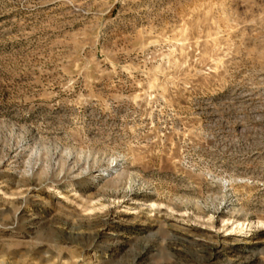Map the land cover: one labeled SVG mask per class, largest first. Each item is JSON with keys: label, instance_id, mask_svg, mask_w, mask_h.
Listing matches in <instances>:
<instances>
[{"label": "rangeland", "instance_id": "obj_1", "mask_svg": "<svg viewBox=\"0 0 264 264\" xmlns=\"http://www.w3.org/2000/svg\"><path fill=\"white\" fill-rule=\"evenodd\" d=\"M0 264H264V0H0Z\"/></svg>", "mask_w": 264, "mask_h": 264}, {"label": "bare ground", "instance_id": "obj_2", "mask_svg": "<svg viewBox=\"0 0 264 264\" xmlns=\"http://www.w3.org/2000/svg\"><path fill=\"white\" fill-rule=\"evenodd\" d=\"M13 173V172H12Z\"/></svg>", "mask_w": 264, "mask_h": 264}]
</instances>
